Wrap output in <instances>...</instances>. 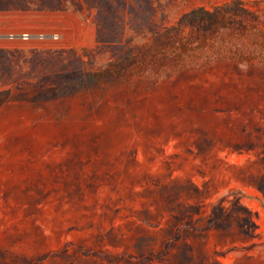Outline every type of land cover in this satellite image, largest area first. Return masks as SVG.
I'll list each match as a JSON object with an SVG mask.
<instances>
[{
	"label": "rangeland",
	"instance_id": "1",
	"mask_svg": "<svg viewBox=\"0 0 264 264\" xmlns=\"http://www.w3.org/2000/svg\"><path fill=\"white\" fill-rule=\"evenodd\" d=\"M233 1L0 0L59 33L0 48V264H264V0L173 30Z\"/></svg>",
	"mask_w": 264,
	"mask_h": 264
},
{
	"label": "trees",
	"instance_id": "2",
	"mask_svg": "<svg viewBox=\"0 0 264 264\" xmlns=\"http://www.w3.org/2000/svg\"><path fill=\"white\" fill-rule=\"evenodd\" d=\"M241 1L234 0L233 2L215 6L213 9L196 8L191 12L186 13L183 17L173 26L174 32L184 36L191 31L208 30L228 23L231 26L238 28L241 25L236 23L233 16H230L233 10H240ZM246 9V8H243ZM234 20V21H233ZM239 24V25H238Z\"/></svg>",
	"mask_w": 264,
	"mask_h": 264
},
{
	"label": "built area",
	"instance_id": "3",
	"mask_svg": "<svg viewBox=\"0 0 264 264\" xmlns=\"http://www.w3.org/2000/svg\"><path fill=\"white\" fill-rule=\"evenodd\" d=\"M58 32L21 28L14 19L0 12V48L16 47L35 40L57 39Z\"/></svg>",
	"mask_w": 264,
	"mask_h": 264
}]
</instances>
